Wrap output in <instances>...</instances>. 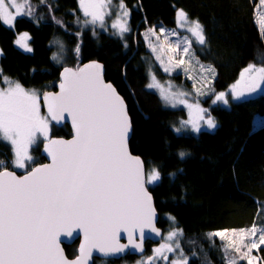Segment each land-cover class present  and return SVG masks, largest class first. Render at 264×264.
<instances>
[{"label": "trees", "instance_id": "obj_1", "mask_svg": "<svg viewBox=\"0 0 264 264\" xmlns=\"http://www.w3.org/2000/svg\"><path fill=\"white\" fill-rule=\"evenodd\" d=\"M30 1V18L20 16L11 27L0 19V86L11 81L43 95L56 89L62 68L102 62L106 80L128 105L132 153L147 169L161 173V180L149 187L161 226L166 229L168 216L176 221L189 264H229L225 243L214 233L263 225L264 126L254 130L253 122L264 115V95L229 108L213 107L215 130L177 133L174 128L183 114L165 107L158 94L148 90L146 66L139 58L147 51L143 33L175 27L183 10L202 25L205 43L194 49L198 59L217 72L214 90L224 91L250 64L264 58V36L255 22L258 0H121L130 14V31L122 41L84 27L80 0ZM24 33L30 37V52L15 43ZM53 135L69 138L72 132L68 126L54 127ZM181 151L188 154L184 159L178 155ZM32 154L40 160L35 166L45 162L41 148L33 147ZM13 159L12 146L0 140V161L10 169ZM77 246H65L69 258L77 256ZM256 254L264 264V246Z\"/></svg>", "mask_w": 264, "mask_h": 264}, {"label": "snow or ice", "instance_id": "obj_2", "mask_svg": "<svg viewBox=\"0 0 264 264\" xmlns=\"http://www.w3.org/2000/svg\"><path fill=\"white\" fill-rule=\"evenodd\" d=\"M110 3L111 0H88L87 3L80 0L84 15L90 17L86 23H99L103 27L105 15L111 14L107 11ZM21 7L26 10L21 12ZM120 7L123 8V4ZM128 15L124 10L122 17L112 24L121 35L129 31L123 19ZM17 16L30 18L31 4L0 0V19L5 24L14 26ZM179 18L181 26L188 24L183 10L179 11ZM260 23L264 26V17ZM187 30L196 43H205L204 29L199 21L191 22ZM149 31L155 34L153 29ZM164 31L161 27V32ZM172 34L176 35L174 31ZM27 39L30 37L24 33L15 43L30 52L31 48L25 43ZM183 42L182 52L186 55L193 41L184 36ZM176 48H180L179 42ZM183 63V59L177 61V64ZM253 69L254 66H250L246 71ZM164 70L169 71L168 68ZM4 82L12 84L11 81ZM261 83H264V67L255 69L254 75L247 79L242 77L241 82L233 85L234 98L239 100L255 93ZM148 87L160 89L165 102L178 100L180 104H186L192 110V119L182 124H190L192 131L201 130V120L208 128L216 127L212 118L205 120V109L199 104L187 103L181 98L184 93L165 92L155 82V77ZM43 99L47 105L46 116L40 114V96L35 90L25 91L19 83L6 91L0 89V140L12 146L15 168H25L26 161L33 160L29 147L37 142V132L47 139L50 121L59 122L64 113H68L75 128L72 140H48L45 150L51 156V163L32 167L22 177L8 171L7 165L0 161V264H87L92 249L112 255L124 252L131 245L143 251L144 229L156 233L153 227L155 209L145 183L146 180L148 183L160 181L161 173L152 168L146 176L144 162L129 152L132 124L127 105L116 89L105 83L103 65L93 62L76 70L65 68L59 94H48ZM215 101L228 104L223 92ZM172 106L175 107V103ZM253 123L254 130L261 126L258 118ZM183 130V127L174 128L177 133ZM178 155L184 159L188 154L181 151ZM76 229L83 231L85 243L80 247V257L70 262L60 247V237L67 240ZM137 230L139 243L134 239ZM121 231L128 234L127 245L118 242ZM257 232L253 225L248 235L256 237ZM179 235L181 233L171 232L167 240L174 241ZM214 235L228 239L224 232ZM229 244L234 246L235 252L241 253L239 259L253 264L256 257H250V254L264 245V227L259 229L258 239H250L247 243L241 239V247L235 246V240ZM177 250L179 257L169 264H188L178 243L166 242L154 251L161 259L168 260L165 253ZM229 264L237 262L230 261Z\"/></svg>", "mask_w": 264, "mask_h": 264}, {"label": "rangeland", "instance_id": "obj_3", "mask_svg": "<svg viewBox=\"0 0 264 264\" xmlns=\"http://www.w3.org/2000/svg\"><path fill=\"white\" fill-rule=\"evenodd\" d=\"M19 3H21L22 5H26V4H31V11L34 9V6L32 5L30 0H18ZM85 2L87 3L88 0H85ZM117 2V3H116ZM121 0H111V3L108 6L107 11L110 12V15H105V19H104V25L103 27L99 24H91V23H85L84 27H90L93 32L95 34H100V33H105L108 34L111 37L114 38H119L121 41L124 40L125 35L127 34V32L130 31V26H129V21H130V14L127 17H124L123 19L126 21L127 26L129 28V31L123 33V35L120 34L119 30L117 28H113L112 24L116 23L118 21V19H120L122 17V13L124 10H127L126 7L124 6L123 8L120 7L121 5ZM82 8V6H81ZM26 9L24 7H21V12H24ZM83 10V9H82ZM255 22L261 32V35L264 36V26L261 25L260 20L261 17H264V0H258L257 4L255 5ZM127 12L129 13V11L127 10ZM84 13V12H83ZM20 16H17V18ZM86 17V21L90 20V17L85 16ZM188 17V16H187ZM3 22V20H2ZM191 22H195L194 20L190 19L188 17V24H185L184 26H181V22H180V18H179V12L177 14V24L175 27L172 28H167V27H163L164 28V32H161V27L157 28V27H153V28H149L148 30H146L143 33V37H144V47L146 48L147 51H145L146 53L141 55L139 60L141 63H143L146 66V75L148 76V85L153 83V77H155V82H157L161 88H163L165 90V92L167 91H171L172 93H184L185 95L183 97H181L182 99H185L187 101V103H191V104H199L200 107H202L203 109H205V113H204V117L205 120L208 119L209 117L212 118L216 124V127L218 126L217 121L213 118V116L211 115V109L213 107L219 106V107H230L232 103L234 102H238L241 101L245 98L248 97H254L256 95H264V83H261V87L260 89H258L255 93H249L246 95L245 98L242 99H235L233 96V92H232V88L233 85L237 84L238 82H241V78L244 77L245 79H247L249 76H252L255 74V69H259L261 67H264V58L263 56L261 57V59L258 60V62L256 63H252L250 64L246 69H250V66H254V69L252 71H246V69H244L239 77V79L232 84L231 86H229L226 90L221 91V92H216L213 88V83L217 78V72L214 69V67H212L211 65L205 64L203 62H201L197 55H196V51L194 49V46H202L204 44H198L195 42V38L192 36V34L187 30L188 25ZM3 24L7 27H11L8 24H5L3 22ZM153 29L155 34L153 35L149 30ZM173 31L176 33V35H173ZM22 34L18 35L17 39H19V37ZM95 36V35H94ZM187 36L189 37L190 40L193 41L188 54H184L182 52V48L184 47V42H183V37ZM28 40H25V43L28 45ZM177 42L180 43V48L177 49L176 48V44ZM18 47H21L20 45H17ZM155 48V51L153 50ZM2 51L0 48V57H1ZM157 56H159V59H157ZM180 59L184 60L183 64H177V61H179ZM168 68L169 71H165L164 69ZM15 83L12 84H8L6 83V85L4 87L0 86V89L3 90H7L10 86L14 87ZM147 85V86H148ZM171 86V87H169ZM149 91L151 92H155L158 94V96L160 97L163 105L165 107L171 108V109H177L180 111V114H183V118L181 117L180 121L176 124V128H180L183 127L185 132H191L193 134H198L200 131L203 130H215V128H208L204 122V120L199 121V125H200V131L199 132H194L191 130V125H183L182 122L184 121H188L190 119H192V110H190L186 104H180L178 100L176 101H169V102H165L162 100L161 96V91L158 88H149L147 87ZM25 91H32L29 89L24 88ZM35 92L40 96V100H39V109H40V114L42 116H46L47 114L44 112L43 110V105H42V93L38 92L35 90ZM224 93L225 94V98L228 100V104H224L222 101H215L216 96L219 93ZM215 101V102H214ZM172 103H175V107L172 106ZM256 118H258V122L261 126L256 127L257 129L261 128L264 126V115H258ZM54 125L52 124V122L50 121L49 123V133H48V137L47 139H45L43 137V135L39 132L36 133V140L37 142L34 145H31L29 147V154L33 157L32 161H26V167L25 168H15L13 166V162H12V166H11V170L17 171L19 173H27L32 167L35 166L36 161L38 162V158H34L35 156L32 154V148L33 147H38L41 148L43 146V144L45 142H47L48 140H50L51 138L54 137H58L53 135V129H54ZM57 128V127H56ZM182 131V132H183ZM181 133V132H180ZM51 136L50 139H48ZM40 161V160H39ZM155 167H151L149 169H147V172ZM157 169V168H156ZM9 170V169H8ZM159 181L154 182V183H148L147 185L148 187H153L154 185H156ZM262 220H263V224L264 225V210H263V214L261 215ZM168 220V225L165 227H162L164 229V235L161 239V242H158L157 244H159V246L157 248H160L161 245H163L164 243L168 242V243H173L176 244L178 243L180 246V240L182 237V232L180 229H178V226L176 224V221L172 218V217H167ZM160 221V220H159ZM161 225V222H159ZM263 225H258L257 227V236L256 237H249L248 235V229H229V230H225V231H220V232H224L225 235L228 237V239H222L225 243V247H226V252L228 258L230 259V261H236L238 262L239 260H245L247 262L246 259H239L241 253H237L234 251V246L229 244V241L231 240H235L236 247H241L240 241L241 239H245V242H249L250 239H258V235H259V229L261 227H264ZM179 232L181 233V235L177 236L174 241H168L167 237L171 232ZM217 233V232H215ZM214 233V234H215ZM264 245H261V247H263ZM155 248V249H157ZM180 249L181 246H180ZM243 251V248H242ZM184 256H186L188 258V264L190 261V256L187 255L184 251H183ZM165 255H167L168 260L164 261L163 259H156L154 262V264H169V261L178 258L179 257V250L175 251V252H171V253H165ZM250 257H256V259L254 260L253 264H261L259 261V258L256 254V249H253L252 253L250 254ZM229 261V262H230ZM99 264H106V263H99ZM108 264V263H107ZM136 264H145L144 261L143 263L138 262Z\"/></svg>", "mask_w": 264, "mask_h": 264}, {"label": "water", "instance_id": "obj_4", "mask_svg": "<svg viewBox=\"0 0 264 264\" xmlns=\"http://www.w3.org/2000/svg\"><path fill=\"white\" fill-rule=\"evenodd\" d=\"M93 62H96V63H99V64L103 65V79H104L105 83H110L116 89L117 93L123 98L125 104L127 105L124 97L119 93V91L114 86V84L112 82H109V81L106 80V77H105V75H106V67H105V65L102 62L97 61V60H93V61H89V62H86V63L82 64L78 68H83L86 65L91 64ZM65 68H70V69H73V70L78 69V68H72V67H64V68H62V70L60 72L59 82L56 85V89L54 91L46 92L45 94L42 95L41 101H42V105H43V110H44V112L47 115H48L47 105H46L43 97L45 95H48V94H59V92H60V84L63 82V79H64V69ZM127 110H128V105H127ZM128 115L130 117L129 110H128ZM130 119H131V117H130ZM51 122L57 128H62L64 126H68L70 128L71 132H72V136L69 137V138H65V137H54V138H51V139L65 140V141H69V140L74 139V137H75V128H74V125L72 123V117L68 113H64L63 119H61L59 122H56V121H51ZM131 124H132V120H131ZM132 136H133V125L131 127L130 132H129L128 149H129V152L133 156H138V155L133 154L132 151H131V148H130V142H131ZM47 144H48V141L45 142L43 144V146L41 147V155H42V157L45 158V162L42 163V164L36 165L35 167L40 166V165L50 164L51 163V156L48 155V153L45 150ZM138 157L144 162V160L140 156H138ZM144 170H145V173H146V176H147V167L145 165V162H144ZM8 171H13L15 173V175L18 176V177H22V176H24V175H26L28 173V172L27 173H19L17 171L11 170V169H9ZM145 187L147 188L148 193H149V195L152 198V205H153V207L155 209V217L153 219V227L156 229V233H158V235L156 233H152L149 228H145L144 229L146 238L144 239L143 244H142L143 251H144L145 246H146V244L148 242L158 243V242L161 241V239H162V237L164 235L163 229H161L160 226H159L160 215H159V212H158V210L156 208V205H155L154 196H153L152 192L150 191V188L147 185V180H146V183H145ZM134 239L136 240L137 243L140 242L139 241V230H137L136 233H134ZM118 242L120 244L127 245L128 244V234L126 232H124V231H121L119 233V240H118ZM84 243H85V241H84V235H83V231L81 229H76V231L73 233V236L72 237H69L67 240L64 238V236H61L60 237V247L63 249L64 256L70 262L80 257V255H81L80 254V247ZM75 244L78 245L77 246V256H75L74 258H69L67 256V253H66V250H65V246H73ZM143 251H140L138 249H134L131 245H129V247L124 252L119 253V254H112V255H105L104 253H101V252H99L96 249H92L91 250V254L88 257L87 264H94V262H95L96 259L120 260V259L126 257L128 254L135 255V256L138 255L139 256V255H141L143 253Z\"/></svg>", "mask_w": 264, "mask_h": 264}, {"label": "flooded vegetation", "instance_id": "obj_5", "mask_svg": "<svg viewBox=\"0 0 264 264\" xmlns=\"http://www.w3.org/2000/svg\"><path fill=\"white\" fill-rule=\"evenodd\" d=\"M51 136L48 138L50 139ZM161 229H163L161 227V225H159ZM164 230V229H163ZM161 242V241H160ZM159 246V244L157 243H151L148 242L145 246V249L143 251V253L141 255H131L128 254L126 257L120 259V260H104V259H96L94 264H99V263H108V264H136L138 262H141L145 264H147L148 261H151L152 264H154L153 261H155L156 259H161L160 256H158L156 254V252L154 251L155 248H157ZM167 261V260H164ZM159 264V263H158Z\"/></svg>", "mask_w": 264, "mask_h": 264}, {"label": "clouds", "instance_id": "obj_6", "mask_svg": "<svg viewBox=\"0 0 264 264\" xmlns=\"http://www.w3.org/2000/svg\"><path fill=\"white\" fill-rule=\"evenodd\" d=\"M164 231V230H163Z\"/></svg>", "mask_w": 264, "mask_h": 264}]
</instances>
